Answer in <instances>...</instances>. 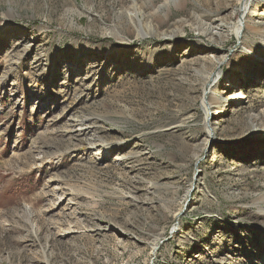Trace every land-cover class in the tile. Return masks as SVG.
<instances>
[{
	"label": "rangeland",
	"instance_id": "rangeland-1",
	"mask_svg": "<svg viewBox=\"0 0 264 264\" xmlns=\"http://www.w3.org/2000/svg\"><path fill=\"white\" fill-rule=\"evenodd\" d=\"M164 2L0 0V264H264V4Z\"/></svg>",
	"mask_w": 264,
	"mask_h": 264
},
{
	"label": "bare ground",
	"instance_id": "bare-ground-1",
	"mask_svg": "<svg viewBox=\"0 0 264 264\" xmlns=\"http://www.w3.org/2000/svg\"><path fill=\"white\" fill-rule=\"evenodd\" d=\"M168 2H171V5H173L176 9H180V8H182L185 5V0H165V2L162 5L157 6L154 10L152 9L153 10V14L152 15L154 17H159L158 19H160V20H166L169 17V14H170V9L168 7ZM261 4H264V0H254V1L253 0H240L239 5H238V17H239V21L240 22L238 23L237 27L235 28V31H234L235 33H236V31H240L241 28H243V30L248 28L246 23H247V20H249L250 17L252 16V14H253V9L252 8L253 7H257V6L261 5ZM149 5H150V3H149ZM127 10H131L132 12H135L137 9L135 8L134 5H132ZM156 30H157V26L155 24H153V27H152L151 30H149V31L140 30L139 33H140V35L142 37L154 36V34H156ZM172 33H173V31L169 32L168 35H170ZM164 35H167V34H163L161 36H164ZM163 38L169 39L170 37H160V39H163ZM215 79H216L215 75L212 76L211 74H208L206 79H205V82H204V88L202 90V98L204 100L206 99L205 103L204 104L202 103V107H203V110H204V117H205L203 125H204V130H206V128H207V132H209V131L213 132V130H212L213 128H211L210 122L208 120V115H209L208 112L211 110V108L215 107V105L220 104V101L217 98L216 99L218 101H215V102L211 101L212 100V96H214V93H215V90H216V85H217V82H218V81H215ZM181 213L182 212H180L179 215ZM175 231L176 230H174L173 233Z\"/></svg>",
	"mask_w": 264,
	"mask_h": 264
}]
</instances>
